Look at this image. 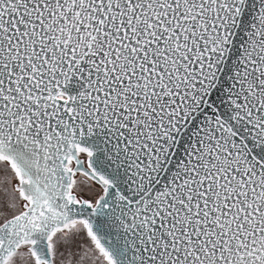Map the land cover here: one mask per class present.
Returning a JSON list of instances; mask_svg holds the SVG:
<instances>
[{"label": "snow or ice", "instance_id": "1", "mask_svg": "<svg viewBox=\"0 0 264 264\" xmlns=\"http://www.w3.org/2000/svg\"><path fill=\"white\" fill-rule=\"evenodd\" d=\"M0 264H264V0H0Z\"/></svg>", "mask_w": 264, "mask_h": 264}]
</instances>
